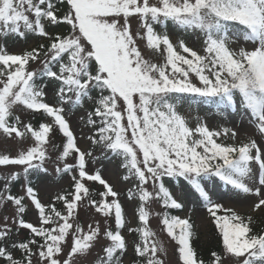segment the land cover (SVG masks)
Listing matches in <instances>:
<instances>
[{
	"label": "rangeland",
	"instance_id": "obj_1",
	"mask_svg": "<svg viewBox=\"0 0 264 264\" xmlns=\"http://www.w3.org/2000/svg\"><path fill=\"white\" fill-rule=\"evenodd\" d=\"M69 1L73 8L68 37L61 39L52 50L41 53L31 66L10 71L5 76L0 74V247L8 248L13 258H17L19 253L14 245L17 246L19 240L29 241L25 250L34 249L30 264H108L114 247L109 231L121 216L118 206L112 202L116 200L126 213L127 229L123 234L127 249L122 264H129L135 247L131 230L136 227L138 210L132 185L144 201L146 218L141 243L148 264H185L176 237L167 231L163 222L165 205L160 197L163 182L171 183L175 199L183 204L180 217L195 220L198 236L204 244L212 238L213 207L221 212L264 213V97L253 101L256 109L253 115L241 104L237 106L238 113L230 110L215 113L202 103L182 104L174 112L176 119H183L191 129L205 134L202 140L207 153L221 144L242 143L248 148L247 166L235 174L237 186L222 187L217 181L204 184L205 196L210 198L209 207L190 187L189 179L197 178L193 157L165 132L164 113L159 104L167 88L181 84L178 79L183 77V71L175 69L163 77L162 69H170L166 52L161 45L158 48L152 44L147 24L155 17L172 16L175 25H165L166 30H159L158 34L165 32L179 50L183 49L182 42L189 51L203 55L205 35L215 24L204 12L200 13V18L193 15L202 1ZM40 2L42 0H0V52L24 55L30 49L44 46L46 40L56 38L50 25L37 20ZM246 12L255 23L252 29L231 25L222 31L221 38L234 54L252 52L259 58L257 63L264 65V0H248ZM64 53L63 58L69 61L74 56L72 62L75 63L73 71L69 66L63 77L70 80L73 87L67 103L70 109L63 118L74 135V153L66 149L67 132L61 126L57 111L44 118L50 126L45 136H33L29 124L33 121L34 109L25 97L28 82L39 77L52 58ZM90 61L92 71L96 70L113 94L112 113L119 126L116 137L131 160L132 181L122 180L121 163L109 158L106 149H91V129L87 127L86 117L89 97L80 106L71 103L94 87L92 82L83 85L82 70ZM182 80L187 89L203 90V82L195 71ZM54 88L52 84L44 86L39 89V97L32 98L36 102L40 98L47 106L55 108ZM153 118L158 126V140L160 136L169 138L159 142L161 152L149 141L152 133L149 123ZM12 119H17L18 123L12 122L9 126H16L19 131L5 129L3 123ZM175 180L176 183H172ZM29 181L36 184L41 204L48 207L55 203L60 212L48 225L49 240L41 243L33 242L31 230L20 223L25 218L38 228L41 222L28 192ZM103 190L107 194L114 193L103 197ZM241 259L228 256L219 264H240Z\"/></svg>",
	"mask_w": 264,
	"mask_h": 264
},
{
	"label": "trees",
	"instance_id": "obj_2",
	"mask_svg": "<svg viewBox=\"0 0 264 264\" xmlns=\"http://www.w3.org/2000/svg\"><path fill=\"white\" fill-rule=\"evenodd\" d=\"M204 4L201 9L210 14L216 22H228L227 20L233 19V14L230 11L234 9L239 13L240 9L245 6L246 0H204ZM73 6L69 0H43L38 7L39 21H44L50 25V28L56 29L59 39L67 33L68 18L72 11ZM239 22H242L238 20ZM166 23V21H165ZM171 23V22H170ZM169 23V24H170ZM155 19L150 24L152 31L153 25H161ZM218 33L212 35L209 48L212 52L213 60L205 63L203 68L199 64L203 61L202 57H185L182 56L179 60L178 54L172 47V45L166 39V48L168 58L173 63L174 67H178L183 64H187L191 68L197 67L199 69L200 78L203 82V89L188 92V90H174L172 93H168L160 101L159 108L163 112L165 109L167 117L164 116V124L166 125L165 132L168 137L173 141H177L182 146L184 152L193 157L195 161L194 173L197 174V178L193 181L189 179L190 187L195 189V192L202 198L204 205L207 207L209 201L205 198V182L217 181L221 186H232L235 180V173L241 171L245 167L247 158V147L243 144L230 145L221 144L212 149L211 152L203 149L204 142L199 133L190 130L189 124L183 119H177L174 113L179 104L185 99H188L193 104L202 103L205 106L210 107L211 111L219 114H224L225 111L231 110L239 112L238 105L241 104L243 108L249 109L255 112L253 108V100L255 96H264V87L262 84V78L259 73V69L254 63L247 58L234 57L230 54L226 46H224L218 39ZM219 41H215V40ZM57 43L53 40H48L44 46L37 50L27 51L24 55H12L0 54V74L6 75L13 70H19L21 68H27L31 66L33 60L41 57V53L52 50ZM66 56L64 53L61 57L52 58L46 65V69L42 74L38 75L28 82L26 85V100L31 104L32 111H34L33 121L30 122L29 127L33 136L41 138L45 136L47 132V125L44 118L47 116L48 110L54 111L53 108H47V106L40 100L35 101L32 96H38L39 89L52 84L54 88V96L56 97V107L63 113H66L70 108L67 107L68 100L70 98V92H72V86L69 82L63 81L65 62L69 64L68 59H64ZM74 57V56H73ZM62 61V62H59ZM72 59L71 61H73ZM92 63L87 64V69L90 70ZM232 72L233 82L229 85L227 78L222 74L226 72ZM54 72V73H53ZM52 73L55 76H52ZM95 73L96 75H94ZM90 73L86 70L84 74H87L86 80L92 81L95 86L85 94H81L80 99L71 101L74 106H80L81 103L86 101L89 97L90 108L87 114V127L91 129L89 138L91 139V149H106V154H109V158L114 157L121 163L122 176L125 180H131L132 172L130 166V158L125 152L122 145L117 140V133L119 131L117 117L113 115L114 109V97L110 93V90L98 73ZM218 85L223 87L219 88ZM41 96V95H40ZM43 98V97H42ZM72 109H75L74 107ZM174 120V124L167 127L166 120ZM17 124V119L6 120L4 123L6 130L19 131L14 126L10 127L9 124ZM47 125V126H46ZM152 125H156L155 122ZM155 132V130L153 131ZM152 132V133H153ZM160 136V140L156 143L155 147L158 151H162L163 148L159 145V142H163L165 139ZM66 149L70 150L69 153L76 152L74 145V139L72 135L67 136ZM84 156H82L83 160ZM184 167V165H182ZM185 167L183 169L185 173ZM186 177V174H183ZM181 180H182V176ZM188 178V177H186ZM184 179V178H183ZM185 180V179H184ZM132 181V180H131ZM175 180L172 183H176ZM29 190L36 188V184L29 181L27 183ZM135 185V184H134ZM161 200L165 205V213L163 216V222H165L167 231L177 238L179 243V254L181 253L182 259L185 264H219L224 257L233 256L241 257L240 264H264V213L251 215L249 213L238 214L234 211H220L219 208H213L211 213V230L212 238L210 242L204 244L200 241L198 231L196 230V223L193 218H181L180 214L183 211V204L179 203L174 197L171 183L163 182L160 185ZM132 196L137 201V224L135 229L131 232L135 238V247L133 251V257L130 264H148L144 258L143 244L141 243L142 229L144 225L145 212L143 210L144 201L140 193H138L133 185L131 186ZM111 192V191H110ZM108 194L103 190L101 195L108 197L113 194ZM35 195V192H34ZM35 197H37L35 195ZM37 200V198H35ZM104 201V198H103ZM113 204L118 206V212L121 213L120 219L116 226L110 229L109 235L114 240V247L111 249L110 259L108 264H122V257L125 255L127 245L125 243V235L123 231L127 229L126 213L123 212L121 203L113 200ZM39 206V215L42 218L41 226L31 228V238L33 242L41 243L42 241L49 240L48 227L51 220L57 217L58 206L53 203L48 208ZM23 222V221H22ZM29 241H18L15 249L21 250L23 254L17 259H13L11 251L0 248V258L3 259V264H29L31 261V253L33 250L28 249ZM39 245V244H38ZM120 254V255H119ZM0 264H2L0 262Z\"/></svg>",
	"mask_w": 264,
	"mask_h": 264
}]
</instances>
